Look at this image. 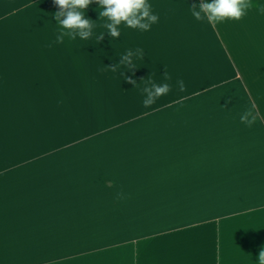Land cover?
<instances>
[{
    "label": "crops",
    "instance_id": "0c3cea01",
    "mask_svg": "<svg viewBox=\"0 0 264 264\" xmlns=\"http://www.w3.org/2000/svg\"><path fill=\"white\" fill-rule=\"evenodd\" d=\"M199 2L147 0L117 39L93 2L92 36L55 43L53 0H0V264H258L264 0L215 25ZM150 80L171 91L146 108Z\"/></svg>",
    "mask_w": 264,
    "mask_h": 264
},
{
    "label": "clouds",
    "instance_id": "9594fccd",
    "mask_svg": "<svg viewBox=\"0 0 264 264\" xmlns=\"http://www.w3.org/2000/svg\"><path fill=\"white\" fill-rule=\"evenodd\" d=\"M93 2L99 5V9H102L99 12V17H106L109 21L104 24V27L111 38L120 37L121 32L118 26L121 22H124L128 28L149 31L151 26L159 20V17L151 11L152 6L147 3V0H53L54 5L58 8L53 18L61 27L55 43H63L65 36L71 40L76 39L77 36L87 40L92 36L93 20L86 18L84 13ZM252 7L251 0H212L210 3L200 0L199 4L190 8L192 16L197 21L206 20L208 24L215 25L226 20L239 21ZM259 11L264 13V6H260ZM104 35H101L99 39H102ZM134 56L142 58L143 50L129 49L126 54L120 57V63L109 67L110 70L123 75L122 66L129 69L128 71L135 69ZM168 79L170 77L165 75V80ZM127 82L133 84L134 87L137 84L134 79H128ZM149 85L143 88L145 94L143 105L146 108L171 91L169 83L158 84L150 80ZM177 85L181 92L186 90L183 80H178ZM255 119L251 110H246L240 115L241 122L249 127L255 123ZM258 264H264V246H261L259 250Z\"/></svg>",
    "mask_w": 264,
    "mask_h": 264
},
{
    "label": "rangeland",
    "instance_id": "374dc122",
    "mask_svg": "<svg viewBox=\"0 0 264 264\" xmlns=\"http://www.w3.org/2000/svg\"><path fill=\"white\" fill-rule=\"evenodd\" d=\"M95 59H93V61H94Z\"/></svg>",
    "mask_w": 264,
    "mask_h": 264
}]
</instances>
